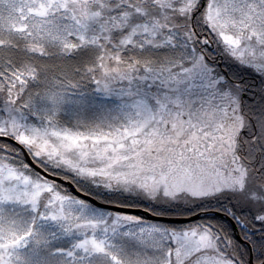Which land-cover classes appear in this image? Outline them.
<instances>
[{
    "label": "snow or ice",
    "instance_id": "obj_1",
    "mask_svg": "<svg viewBox=\"0 0 264 264\" xmlns=\"http://www.w3.org/2000/svg\"><path fill=\"white\" fill-rule=\"evenodd\" d=\"M0 264H264V0H0Z\"/></svg>",
    "mask_w": 264,
    "mask_h": 264
}]
</instances>
